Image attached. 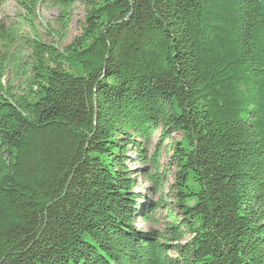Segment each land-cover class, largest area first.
<instances>
[{
  "label": "trees",
  "instance_id": "16d2710c",
  "mask_svg": "<svg viewBox=\"0 0 264 264\" xmlns=\"http://www.w3.org/2000/svg\"><path fill=\"white\" fill-rule=\"evenodd\" d=\"M6 0H0V5ZM0 23V264H264V0H56L62 51ZM137 192L130 154L163 190ZM154 207V208H152ZM163 208L162 228L137 227Z\"/></svg>",
  "mask_w": 264,
  "mask_h": 264
},
{
  "label": "rangeland",
  "instance_id": "374dc122",
  "mask_svg": "<svg viewBox=\"0 0 264 264\" xmlns=\"http://www.w3.org/2000/svg\"><path fill=\"white\" fill-rule=\"evenodd\" d=\"M84 14V7L79 4H76L71 8L70 29L67 37L64 40H61L63 22L60 18V6H58L56 0H43L36 10V20L33 27L46 44H55V47L59 51H62L75 37L79 36V26L80 22L83 20ZM25 20L24 13L20 9L16 0H6L0 5V23H4L6 25L18 24L24 33L31 35L32 32ZM180 140L181 136L177 133H172L169 140H160L159 132L153 137L152 145L149 148L146 147L145 149L147 158H150L156 149H160L161 168L159 173H161L162 170H165L166 175L163 178L165 182L163 190L158 192L154 191V185L146 175L148 172L153 174V171L150 169L151 165L149 163V159L146 162H143L138 160V154L135 155L129 153L130 161L128 166L138 181L137 192L140 197L152 204L159 203L162 194L167 193L170 190V186L174 184L175 169L168 166L170 151L168 152L167 149L172 144ZM147 218L148 221H143L140 218L137 219V227L139 229L143 231L147 228L159 229L162 228L166 221H168L167 212L160 207L155 208L153 212H150L149 210Z\"/></svg>",
  "mask_w": 264,
  "mask_h": 264
}]
</instances>
